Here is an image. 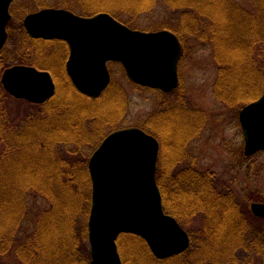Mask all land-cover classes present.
<instances>
[{
    "label": "trees",
    "instance_id": "16d2710c",
    "mask_svg": "<svg viewBox=\"0 0 264 264\" xmlns=\"http://www.w3.org/2000/svg\"><path fill=\"white\" fill-rule=\"evenodd\" d=\"M18 1L0 52V264H90L88 163L109 133L128 127L127 85L146 87L133 83L120 63H110L109 86L94 97L82 94L67 73L68 45L31 37L24 16L51 7L83 16L104 12L133 29H141L140 18H148L145 31L167 29L179 38L181 68L188 45L214 51V96L239 117L264 93V0H161L164 8L159 0H25L30 4L14 7ZM17 64L49 71L55 96L36 105L7 93L1 75ZM159 92L161 109L137 127L160 143L156 179L163 207L188 231L191 245L160 259L142 237L122 233L117 244L123 264H264V218L250 207L264 203V189L244 186L241 196L236 190L243 186L242 163L255 168L264 151L247 157L244 142L233 148L232 156L242 162L237 161L230 180L199 169L191 150L208 114L191 105L181 87ZM171 94L176 96L169 99Z\"/></svg>",
    "mask_w": 264,
    "mask_h": 264
},
{
    "label": "water",
    "instance_id": "95a60500",
    "mask_svg": "<svg viewBox=\"0 0 264 264\" xmlns=\"http://www.w3.org/2000/svg\"><path fill=\"white\" fill-rule=\"evenodd\" d=\"M14 0H0V52ZM35 39L61 40L69 47L66 69L82 94L94 97L111 82L110 62L121 63L135 84L169 93L180 84L182 45L170 30L132 29L109 13L82 16L64 8H45L23 21ZM1 82L12 97L42 105L56 94L49 71L30 65L6 69ZM247 157L264 151V93L239 113ZM160 144L145 130L129 126L109 133L92 153L88 169L92 203L88 219L90 264H123L117 239L122 233L142 237L160 259L190 248L189 233L165 212L156 173ZM264 218V203L251 204Z\"/></svg>",
    "mask_w": 264,
    "mask_h": 264
},
{
    "label": "rangeland",
    "instance_id": "374dc122",
    "mask_svg": "<svg viewBox=\"0 0 264 264\" xmlns=\"http://www.w3.org/2000/svg\"><path fill=\"white\" fill-rule=\"evenodd\" d=\"M159 3V7H163L161 0H159ZM21 4L29 5L30 3L25 0H19L14 7H18ZM33 12L36 11L31 13ZM16 15L18 18L21 16L19 12ZM27 15L24 16L23 21ZM140 19L142 28L139 30L145 31L146 28L144 26L149 24L150 21L145 17ZM190 45H188L186 51L187 55L183 58L182 68L180 66V87L188 102L204 110L210 118L200 139L194 143L191 151L196 156L199 169L214 170L223 178L230 180L236 174V171H233V167L237 166L236 168H238V164L242 162L234 159L231 154L232 150L238 149L244 142L243 133L238 124L239 117L214 96L213 85L218 71L214 59V51L211 48L194 46L193 43ZM113 69L116 70V78L121 82V69L117 67ZM127 90L130 101L127 112L128 126H137L151 113L161 109L163 98L159 91L149 88H136L129 85H127ZM175 96L171 94L169 99ZM242 165L238 178L243 186L237 185L239 186L236 189L238 195H242L239 189L244 186H260L264 189V155L257 157L254 163L256 167L253 169H250L251 164L246 165L243 162ZM39 203L40 201L36 204L33 203V205L37 206Z\"/></svg>",
    "mask_w": 264,
    "mask_h": 264
}]
</instances>
